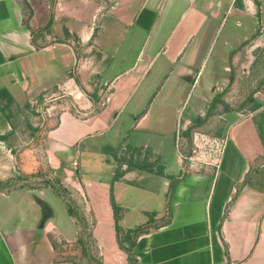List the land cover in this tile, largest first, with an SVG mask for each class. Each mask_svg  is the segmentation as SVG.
<instances>
[{"label":"crops","instance_id":"obj_1","mask_svg":"<svg viewBox=\"0 0 264 264\" xmlns=\"http://www.w3.org/2000/svg\"><path fill=\"white\" fill-rule=\"evenodd\" d=\"M112 1L105 3L106 7L110 4L106 20L132 28L137 36L145 35L134 65L115 73L116 54L102 48L98 33L95 44L103 59L111 62L108 82L99 88L105 97L104 105L93 112L91 91L84 87L87 94H83L82 109L91 110L89 115L80 120L69 113L61 114L42 143L34 146L30 141L43 133L32 129L27 136L28 130L20 129L18 119H28L36 112L30 105L45 91L68 87L66 84L71 85L70 89L78 86L73 79L65 80L64 54H54L51 64L50 55L58 49L56 44L44 43L41 35L45 30L33 36L24 4L29 1L0 0V183H14L13 188H0V264H81L79 259L67 261L59 257L64 255V246L76 244L79 230L63 197L44 185L50 181L42 176L45 169L55 175L63 169L69 175L64 180L85 195V207L80 211L92 217L91 233L102 264H126V256L116 243L110 189L120 208L118 225L123 231L150 226L147 234L136 240L138 264H264V133L253 119L238 121L237 112H214L216 105L222 104L220 94L228 82V73L238 65L240 70L246 69V64H241L242 55L252 58L253 49H264V2ZM23 8L27 10L26 17ZM187 13L192 14L190 22H195L181 26ZM227 23L229 30L212 60V71L218 74L206 79L204 88L209 95L199 98L201 106L190 111L195 117L187 114L183 120L182 108L177 106L171 132L160 131L162 114L156 116L154 127H148L151 109L161 101L169 108L177 98L165 97L162 90L167 82H174L179 90L190 87V83L194 87L203 77L213 41ZM78 38L84 43L91 40L86 31L80 32ZM156 63L160 67L154 69ZM162 71L168 74L161 77L158 73ZM158 78L161 82H157ZM143 86L145 90L140 91ZM77 92L76 98L82 95ZM135 99L129 130L138 142L129 146L130 138L120 129L127 119L121 115ZM141 105L146 107L141 109ZM211 109L215 115L219 113L216 117L222 123L219 136L213 138L216 151L197 144L200 136L209 142L197 131H201L205 124L202 121ZM188 130L195 137L192 144L196 151L192 148L191 156L177 144ZM172 137L173 151L166 146ZM111 138L114 144L106 142ZM118 139L121 144L116 143ZM103 150L111 158L100 155L110 168L111 176L106 182L75 178L67 169L66 158L72 159V166L79 167L84 156L101 154ZM125 150L149 152L155 164L129 165L136 169L125 170L128 164L120 160ZM116 171L121 176L115 181ZM173 180L174 189L167 198ZM140 193L147 200L155 199L156 208L147 207L146 199L136 204L133 196ZM164 220L169 223L160 226Z\"/></svg>","mask_w":264,"mask_h":264},{"label":"rangeland","instance_id":"obj_2","mask_svg":"<svg viewBox=\"0 0 264 264\" xmlns=\"http://www.w3.org/2000/svg\"><path fill=\"white\" fill-rule=\"evenodd\" d=\"M28 1L29 3L24 4L28 9V19L33 27V36H37L42 30H45L44 35H41V37L44 38V43L50 45L56 44L54 47L58 49L54 51L53 55H50L51 64L54 54H64L65 64L63 68L66 78L65 80L68 82V80L73 79L78 86V89H70V84H66L68 85V87L66 86L67 88L62 85L61 88L53 87L45 91L42 95H39L36 98V101L31 103V108L36 111V113H34L35 115L30 114L28 116L27 112H23L22 115H27L28 119H18L20 129L28 130L26 131L27 136L30 135L32 129L40 130V132L43 133L38 136V138L33 137L34 139L30 141V144L35 146L36 144H41V140L45 133L55 127L61 114L69 113L80 120L89 115L91 110L82 109L85 104V97H83V94H87L84 87L87 88L88 91H91L90 97L93 105L91 109H93V112L99 111L104 105L105 97L100 93L99 88L102 87L104 83L108 82L106 76H108L107 71L111 62L109 59H103L100 50L95 44L98 33H100L99 39L103 46L102 48L111 55L114 53L116 54L114 60L115 73L129 69L134 65L137 53L141 48L145 35L137 36L132 28H124L121 24H117L109 18L106 20L105 14L109 11L110 5H107V9L105 6V3H109L107 0H62L60 1L62 7L59 11L57 8L59 0ZM119 1L120 0H113L112 2L118 3ZM262 1L264 2V0ZM198 4L199 3L195 5V8ZM26 8H23L24 14L27 12ZM26 15L27 14H25V17ZM191 19L192 14L187 13L182 20L181 26L188 24ZM106 21L109 22L106 23ZM193 22L195 21L190 22V24ZM230 23L232 24V21H230ZM230 23L222 26L219 33L216 35L206 61V66L204 67L205 70L203 69L202 72L203 77L194 87L191 88L192 84L190 83V87H181L178 90L176 85H174V82L171 84L170 82H167L165 84L162 91H165L166 96L164 94L162 96L169 98L168 96L173 95L174 98H177L174 99V102L169 104V108L164 101L156 104V106L151 109L152 115L149 119L148 127H154L156 124L155 122H157L156 116L162 114L164 122H161L160 131H167L169 133L171 132V128H174V112L177 106L182 108L181 114H183V120L185 117L187 118V114L190 115L192 109L195 108V110H197V108L201 106L199 98H207L209 95L207 89L204 88L206 79L216 77L218 74L215 70L212 71V60L220 51V41L223 35L229 30ZM258 26L260 28V22ZM83 31L89 33L91 39L89 42L84 43L78 38L79 33ZM45 36H48L47 40L45 39ZM251 53L252 58H247L246 54L241 57V64H246L245 70L243 68L240 70V66L238 65V67L236 66L235 71L233 70L228 73V82L220 94L222 104L216 105L217 111L211 109L210 112H237L238 121L242 122L253 119L255 125L264 133V49L255 48ZM38 66L40 67V65ZM157 67H160V64L156 63L154 69ZM158 74L162 77L168 74V72L162 71ZM176 75L177 73H175V76ZM219 76L221 75L219 74ZM158 79L160 81L157 82H161V79ZM175 88L177 92L175 91ZM77 90L82 94L78 98H76L75 95V93H78ZM142 90H145L144 86L140 89V91ZM187 91L189 92V95L186 98ZM178 92H180V94ZM136 101L137 100L135 99L133 103L128 105L127 112L121 115V117L127 119V122H125L126 124H123L120 129L123 135L124 133L126 134L125 137L130 138L127 142L129 146L136 145L138 142L135 140V134L130 136L129 130V126L131 122H133V118L130 115L133 114L131 111L135 108L136 104H134V102ZM145 107L146 105L140 106L141 109ZM256 110L259 112L255 115L253 112ZM212 112L207 115L208 117H205L204 121H202V124H205L200 129L201 131H197L198 134L205 135L207 138L206 140H209V142H204L202 140L203 136H200L197 144H201L206 149L213 148V150L216 151L213 138L216 139L219 136V130L221 129L220 127L222 126V123L221 120L216 117L219 113L215 115V113ZM238 114L243 115V117L239 118ZM190 116L191 118L195 117L194 114H191ZM26 121H28V123ZM136 133L139 134L140 132ZM123 135L121 137H123ZM193 138L195 137L191 136L188 139H181L179 137V141H177L178 147L185 150L186 154L188 152L191 153L192 148L196 151V148H194V145L192 144L194 143ZM106 142L114 144L112 138L106 140ZM116 143L121 144V141L118 139ZM166 146L169 150H174L173 137L166 143ZM102 154L108 156L104 150L101 154L84 156L80 163L79 161H76L79 163V167H76L75 165L72 166V159L67 160L66 158L67 169L72 172L73 177L75 178L81 176L82 178H87L89 180H101L106 182L110 178L111 173L110 168L107 167L100 156ZM120 157L122 162L128 164L127 167H123L125 170L136 169L133 167L135 165L142 167L141 164H155V158L149 152L125 150ZM169 158L171 157L169 156ZM108 159L111 158L109 157ZM44 171L45 172L42 176L50 178V181L54 182L58 189L65 192V198L69 200L72 207L79 210L80 208L81 210L84 209L86 203L85 195L75 190L72 186V182L66 181L69 175L64 173L63 169L60 170L61 173L56 175L48 169H45ZM116 173L117 171L115 174ZM69 179L72 180V177ZM111 181L112 179L109 181L110 184L112 183ZM133 197L136 204L140 202L143 204V200L146 199L145 204L147 207L156 208L157 201L155 199L147 200L142 193H140V196L139 194H135ZM86 217L87 224L91 228L93 225L92 217L90 214H87ZM84 249L88 255L98 258L100 250L88 237L84 240V246L79 245L78 242L72 246H64V248L61 249V252L63 251L62 253H64V255L59 254V257L67 261H78L77 259H79L81 264H88L87 257L83 254Z\"/></svg>","mask_w":264,"mask_h":264},{"label":"trees","instance_id":"obj_3","mask_svg":"<svg viewBox=\"0 0 264 264\" xmlns=\"http://www.w3.org/2000/svg\"><path fill=\"white\" fill-rule=\"evenodd\" d=\"M190 132L191 131L188 130L183 137L186 139L191 137L192 135ZM191 153H192V150H191ZM191 153L188 152L186 155L189 156V154H191ZM120 176H121V174L117 171V173L114 176V180L115 181L118 180L120 178ZM45 184L50 186L51 188H53L66 201V204L68 207V214L70 217H72L75 220L76 225H77L78 230H79L78 231V237H77L78 244L81 246H84V240H86V237L91 239V241H93V243L95 244L93 237H92L91 228L87 224L86 215H84L79 209L72 207L70 205L69 200H67L65 198V194H64L65 192L58 189L54 182L47 181L46 183H44V185ZM174 185H175V181L173 180V181H171V184L169 186L167 198H169L171 196L173 189H174ZM13 187H14V183H11V182L0 183V188H3V189L4 188L10 189ZM109 202H110V206H111V210H112V216H113V222H114V231H115L117 246H118L119 250L122 253H124L126 256V264H138L137 260L135 259L136 240L139 236L147 234L148 230L150 229V226L146 225V226L134 229V230L123 231L118 225V221L120 218V208L117 206V204L114 201L111 189L109 192ZM168 216H169V214H167V217ZM148 223L150 224L151 221H149ZM168 223H169V220H164V221L160 222V226H165ZM153 228H156L155 225ZM83 254L87 257V263L88 264H102V262L99 259L88 255L85 249L83 250Z\"/></svg>","mask_w":264,"mask_h":264}]
</instances>
